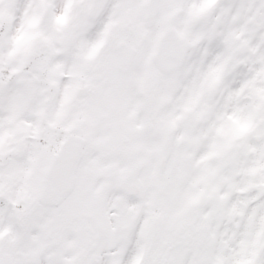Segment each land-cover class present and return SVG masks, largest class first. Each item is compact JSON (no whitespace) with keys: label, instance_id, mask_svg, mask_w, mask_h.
Listing matches in <instances>:
<instances>
[{"label":"snow or ice","instance_id":"snow-or-ice-1","mask_svg":"<svg viewBox=\"0 0 264 264\" xmlns=\"http://www.w3.org/2000/svg\"><path fill=\"white\" fill-rule=\"evenodd\" d=\"M0 264H264V0H0Z\"/></svg>","mask_w":264,"mask_h":264}]
</instances>
